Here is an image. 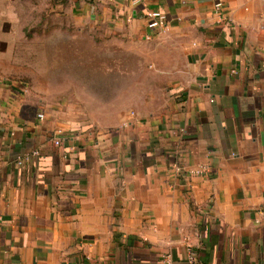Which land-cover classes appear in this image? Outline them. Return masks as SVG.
<instances>
[{
	"label": "crops",
	"instance_id": "crops-1",
	"mask_svg": "<svg viewBox=\"0 0 264 264\" xmlns=\"http://www.w3.org/2000/svg\"><path fill=\"white\" fill-rule=\"evenodd\" d=\"M73 2L151 45L157 93L128 110L75 80L52 108L0 75V264H264V0Z\"/></svg>",
	"mask_w": 264,
	"mask_h": 264
},
{
	"label": "rangeland",
	"instance_id": "rangeland-1",
	"mask_svg": "<svg viewBox=\"0 0 264 264\" xmlns=\"http://www.w3.org/2000/svg\"><path fill=\"white\" fill-rule=\"evenodd\" d=\"M82 16L73 0H0L1 77L6 83L23 85L19 96L33 95L39 103L44 100V91H49L50 102H56L48 104L52 108L58 107L62 98L75 101V80L113 82V89L99 87L97 91L128 110L138 106L143 94L147 101L156 96V89L139 87L144 78L139 75L135 54L140 47L149 49L151 45L129 42L114 34L113 28ZM32 50L34 59L30 62ZM149 68L147 65V71ZM126 79L128 89L117 86Z\"/></svg>",
	"mask_w": 264,
	"mask_h": 264
},
{
	"label": "built area",
	"instance_id": "built-area-1",
	"mask_svg": "<svg viewBox=\"0 0 264 264\" xmlns=\"http://www.w3.org/2000/svg\"><path fill=\"white\" fill-rule=\"evenodd\" d=\"M132 1L134 3L137 2V0H132ZM181 1H183V0H181ZM219 7H220V4H216L215 5V8L216 9H218ZM147 17L151 20V23H150L151 26H159V27H164L165 26V16L161 15L160 13L151 12V13H148L147 14ZM37 117L39 119H41L42 118V115L39 114V115H37ZM54 145L55 146L59 145V141L58 140H55L54 141ZM31 155L32 156H35V155H37V152L34 151V152L31 153ZM26 159H27V157H24V160H26ZM21 162H22V159H18L17 164L19 165V164H21ZM161 258H162V260H163V262L165 264H171V261H170V259H169L168 256H162Z\"/></svg>",
	"mask_w": 264,
	"mask_h": 264
}]
</instances>
